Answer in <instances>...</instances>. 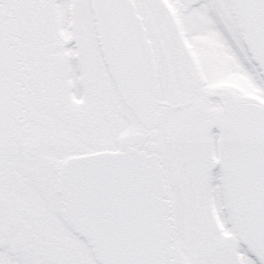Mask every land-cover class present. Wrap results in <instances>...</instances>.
<instances>
[{
	"label": "snow or ice",
	"instance_id": "1",
	"mask_svg": "<svg viewBox=\"0 0 264 264\" xmlns=\"http://www.w3.org/2000/svg\"><path fill=\"white\" fill-rule=\"evenodd\" d=\"M0 264H264V0H0Z\"/></svg>",
	"mask_w": 264,
	"mask_h": 264
}]
</instances>
